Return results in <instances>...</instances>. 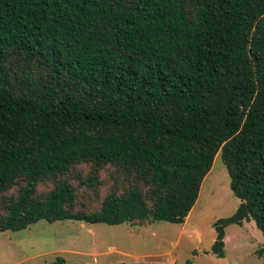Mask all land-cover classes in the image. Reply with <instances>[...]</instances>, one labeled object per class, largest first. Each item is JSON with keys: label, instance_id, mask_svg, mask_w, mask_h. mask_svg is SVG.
Returning a JSON list of instances; mask_svg holds the SVG:
<instances>
[{"label": "trees", "instance_id": "1", "mask_svg": "<svg viewBox=\"0 0 264 264\" xmlns=\"http://www.w3.org/2000/svg\"><path fill=\"white\" fill-rule=\"evenodd\" d=\"M217 157L264 261V0H0V231L183 223Z\"/></svg>", "mask_w": 264, "mask_h": 264}, {"label": "rangeland", "instance_id": "2", "mask_svg": "<svg viewBox=\"0 0 264 264\" xmlns=\"http://www.w3.org/2000/svg\"><path fill=\"white\" fill-rule=\"evenodd\" d=\"M239 202L217 157L183 223L154 220L132 226L40 219L20 230L0 231V264H46L56 257L62 264H264L256 252L263 235L254 220L225 227L224 256L210 251L214 221L232 215Z\"/></svg>", "mask_w": 264, "mask_h": 264}, {"label": "crops", "instance_id": "3", "mask_svg": "<svg viewBox=\"0 0 264 264\" xmlns=\"http://www.w3.org/2000/svg\"><path fill=\"white\" fill-rule=\"evenodd\" d=\"M187 219V216L185 217V220ZM184 220V221H185ZM147 255V254H146ZM122 262L121 261H117V264H121Z\"/></svg>", "mask_w": 264, "mask_h": 264}]
</instances>
